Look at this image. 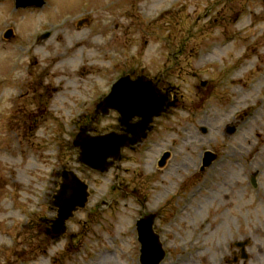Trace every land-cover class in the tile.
<instances>
[{"label":"rangeland","instance_id":"1","mask_svg":"<svg viewBox=\"0 0 264 264\" xmlns=\"http://www.w3.org/2000/svg\"><path fill=\"white\" fill-rule=\"evenodd\" d=\"M263 72L264 0H0V264H140L143 213L159 264H264ZM142 74L173 104L107 172L78 163L81 126L118 125L95 103ZM62 170L90 196L53 239Z\"/></svg>","mask_w":264,"mask_h":264},{"label":"water","instance_id":"2","mask_svg":"<svg viewBox=\"0 0 264 264\" xmlns=\"http://www.w3.org/2000/svg\"><path fill=\"white\" fill-rule=\"evenodd\" d=\"M44 0H16V7H41ZM10 32L7 33L8 36ZM169 91L158 88L145 75L131 78L130 75L119 77L111 86L107 95L95 105V111L107 115L110 110L119 114L118 121L122 131H109L90 134L86 126H81L73 139V146L79 149L77 161L100 172L107 171L121 158L123 148H129L142 141L151 128L154 117L159 116L172 105ZM134 118H138L133 121ZM234 128L230 130L232 132ZM168 153L160 161L162 165ZM215 159L207 152L203 157V166ZM59 187L52 195L51 205L56 208V217L47 229L48 234L58 238L66 231V221L88 200V185L78 178L72 170L60 172ZM252 183L255 184L254 177ZM155 214L144 215L136 221L137 239L140 243V263L159 264L165 256L159 235L153 230ZM243 244V243H241Z\"/></svg>","mask_w":264,"mask_h":264},{"label":"bare ground","instance_id":"3","mask_svg":"<svg viewBox=\"0 0 264 264\" xmlns=\"http://www.w3.org/2000/svg\"><path fill=\"white\" fill-rule=\"evenodd\" d=\"M204 59L207 60L206 58H204ZM245 65H246V64H245ZM243 66H244V63H242L241 67H243ZM242 69H243V68H240L239 70L241 71ZM239 70H238V71H239ZM239 73H240V72H239ZM236 74H237V73H236ZM236 74H235V75H236ZM238 79H239V78H238ZM260 80H262V84H261V86L264 87V72H263V74H261L260 78L257 79V82H259ZM254 88H255V85H254V84H252V83H248L247 86H246V88H245V89H246L245 92H248L250 89L252 90V89H254ZM235 91H238V90H235ZM253 113L255 114V113H256V110H254ZM254 114L250 116L251 120H254V119H255ZM246 121L248 122V118H246ZM76 149H77V148H76ZM77 150H78V153H79V149H77ZM208 165H209V164H208ZM178 168L180 169L181 166H179ZM101 257H102V258H105V257H106V254L102 253Z\"/></svg>","mask_w":264,"mask_h":264},{"label":"flooded vegetation","instance_id":"4","mask_svg":"<svg viewBox=\"0 0 264 264\" xmlns=\"http://www.w3.org/2000/svg\"><path fill=\"white\" fill-rule=\"evenodd\" d=\"M120 129V127L117 125V127L115 128V130H119ZM235 252V251H234ZM236 258V257H235Z\"/></svg>","mask_w":264,"mask_h":264}]
</instances>
